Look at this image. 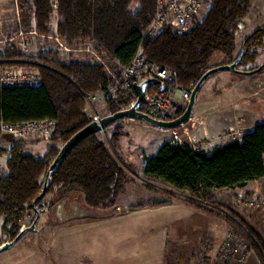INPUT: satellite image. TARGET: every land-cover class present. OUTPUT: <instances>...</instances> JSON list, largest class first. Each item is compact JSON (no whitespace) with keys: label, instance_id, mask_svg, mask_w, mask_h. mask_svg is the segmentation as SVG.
Returning a JSON list of instances; mask_svg holds the SVG:
<instances>
[{"label":"trees","instance_id":"1","mask_svg":"<svg viewBox=\"0 0 264 264\" xmlns=\"http://www.w3.org/2000/svg\"><path fill=\"white\" fill-rule=\"evenodd\" d=\"M156 2L58 0V8L54 10L50 0H31L30 8L41 34L50 33V22L56 11L58 37L68 44L89 43L98 54L116 60L118 66L124 68L138 51L143 32L154 16ZM254 2L210 0L201 22L185 32L165 27L155 38L144 40V51L152 63L170 67L179 88L185 90H192L209 69L234 62L243 47L246 50L237 67L244 71L254 70L258 67L259 49L264 48V27L240 39L235 35L238 23L249 16ZM133 5L136 6L134 10ZM218 53L221 61L215 60ZM12 65L37 67L42 83L15 87H4L0 83V124L56 118L58 126L51 139L62 145L91 122L83 111L88 95L106 91L113 84V77L105 67L94 61H64L50 51L49 55L34 62L26 59L12 44H7L0 51V66ZM135 98L133 89L118 91L107 98V112L120 111ZM182 111V108L178 110V116ZM119 128L115 126L112 130L114 145L125 135ZM62 145L49 144L41 157L26 152L21 142L13 143L8 149L0 147V155H8L6 171L0 175L2 233L9 237L8 240H13L20 232V221L28 209L37 212L47 207L45 198L49 194L58 200L77 192L87 206L105 208L113 205L123 192L127 173L107 143L95 133L82 139L66 154L50 173L47 193L33 205ZM143 173L188 192L190 204L213 211L209 205L217 204L211 201V189L242 186L264 177V122L210 151H195L188 144L166 140L145 159ZM165 203L166 200H161L147 206ZM142 207L145 205L132 209ZM228 221L240 230L239 223L231 218ZM246 237L251 239L249 233ZM190 246L194 250L190 257L196 258L193 264H208L211 236L204 234L196 245ZM258 256L264 264L263 253L259 252Z\"/></svg>","mask_w":264,"mask_h":264},{"label":"crops","instance_id":"2","mask_svg":"<svg viewBox=\"0 0 264 264\" xmlns=\"http://www.w3.org/2000/svg\"><path fill=\"white\" fill-rule=\"evenodd\" d=\"M255 76L257 74L221 71L210 76L203 84L194 113L203 121L199 134L214 138V147L229 141L223 136L227 128L226 115L238 110V102L244 99L245 92L251 90V81ZM241 112L248 115L247 122L242 123L246 132L264 122V117L258 116L257 112ZM148 126L154 128L150 131V140L147 139L154 143L155 150L151 153L154 154L164 141L172 140L166 132H172L173 129H162L151 124ZM146 137L144 135V139ZM136 138L138 140L135 139V144H140L142 137ZM49 144L48 139H29L23 142L25 151L36 157L43 156ZM7 156L3 155L5 162ZM210 192L212 200L225 206L226 199L239 193L263 196L264 177L242 186L211 189ZM83 210L91 214L80 215L59 226H53L50 233H44L42 238L37 234L34 240H24V234L14 245L3 251L4 254L1 253L0 264H170L169 251L172 245L174 255L178 257L184 250L182 246L196 245L204 234L211 236V239L220 236L221 243L229 235L226 225L210 226L208 220L212 211L181 200L114 214L100 213V208L86 204ZM245 264L262 262L251 249Z\"/></svg>","mask_w":264,"mask_h":264},{"label":"rangeland","instance_id":"3","mask_svg":"<svg viewBox=\"0 0 264 264\" xmlns=\"http://www.w3.org/2000/svg\"><path fill=\"white\" fill-rule=\"evenodd\" d=\"M50 1L51 4H58V0ZM30 7L31 0H0V51H2L7 44H12L20 52L21 45L19 40L20 37H22L20 36V34L24 33V37L32 40L30 51L26 54H22L26 57V59H31L32 61L36 62L40 60V57L49 55L51 51L57 53L58 57L64 61H94L95 57L90 52L81 51V45L79 43L74 42L72 44H68L59 37L63 41L62 43L76 50L66 51L64 50V48H61L59 41L56 39L58 37L56 30V11L52 15V20L50 22V33L41 34L40 32H38L36 29L34 13L33 11H31ZM57 8L54 7L53 9L57 10ZM135 8L136 6L133 5L132 10H134ZM208 9L209 5H207L205 10L203 11L202 18L205 16ZM246 22L247 28L241 35L237 36L238 39L255 31L260 27H264V0H255ZM34 30H36L37 32L29 34V32ZM259 51L260 54L256 62L258 66L264 62V48L259 49ZM219 55V53L216 55L215 60L221 61L222 58ZM102 57L106 62V65L110 67L111 71L114 72V74H120L122 68H120L114 60L107 59L104 56ZM30 67L32 69L38 70L37 67ZM256 74L257 76H255V78L251 81V90L248 91L249 93L245 92L246 95L243 96L244 99H240L238 102L237 109L239 111L235 110V112L233 111V114L226 115L228 119L226 122L227 128H225V131H228L231 127H243L242 123H244L245 121L247 122L248 117L247 114L246 117L244 113L241 112L243 110L257 112L258 116L264 117V72H259ZM117 92L118 91L116 89L113 90L114 95ZM180 95L181 91L176 90L175 98L177 100L180 99ZM187 103L188 102L186 101L180 103L179 108H182L184 111ZM85 107H87L89 113L97 112L104 116L109 114V112H107L106 106H98V104L89 105L87 102ZM192 116H195L194 112ZM148 124L150 125V123H147L140 119H122L108 126L107 130L104 133H98L99 137L107 143L108 147L124 167L127 173L123 192L118 195L113 205L105 208H100V210H98L100 211V213H119L126 210H132L133 206H147L153 202L161 200H166L168 203L173 200L188 202L189 199H191L188 192L177 190L171 185L162 182L161 180L152 179L144 175L142 167L145 159L147 158L146 155H153L151 153H153L155 150V146L153 145L154 143H150L148 141L151 138L149 137V134L151 133L150 131H153L154 128L148 126ZM115 126H119L120 131L125 134L119 139L117 145H114L111 139L112 130ZM167 131L168 132H166V135H168V137L172 139L171 130ZM144 135L147 136L145 139ZM136 137H142V141H140V144H135V139L138 140V138ZM48 140H50V144L56 143L59 146L62 145L60 141L53 142L51 137H49ZM15 142L18 141H15L14 138L10 135L0 133V147L8 149ZM4 164H6L5 158L3 157V155H0V175L4 171H6V167L4 166ZM255 197H264V195L256 196L239 193L230 197L229 200L226 199L225 203L227 205L225 206L221 204L219 205L218 202L212 200L211 196V201L213 203L216 202L217 206L209 205L214 210H209L212 211L213 214L209 216L210 220L208 221H210L209 224L211 227L214 225L221 227L223 225H226V232L229 233L226 240L236 239L235 241H239L240 245H246L248 247L249 253L252 249L258 255L259 252H261L264 256V211L256 209H244L242 205L238 204L237 202V200L241 198ZM45 202L47 203V207L40 211V216L36 221V229L27 231L23 238L24 240H34L37 234L42 238L44 233L45 235L50 233L51 227L53 228V226H59L67 220L69 221L80 217V215L84 216L91 214L90 212H86L83 210V198L82 195L77 192L66 195L65 197L58 200H55V197L52 194H49L45 198ZM36 217L37 212L34 209H28L24 218L20 221V231L24 228L29 227L36 219ZM229 218L240 224L241 231L235 229V227H233L232 225H229ZM2 224L3 217L0 216V246L9 241V237L2 233ZM247 233L251 235V239H248L246 237ZM222 243L220 236L212 240L213 249L212 251L210 250L211 252L209 251L208 255H210V258L208 264H212L213 258H215V255L219 250V245H222ZM261 245L263 247H261ZM184 246L189 247L190 249L188 248L189 250H183L182 252H180L178 257L174 255L173 245L170 246V264L194 263L196 258L190 257V253L194 251L193 247L191 248V246L187 244H185ZM214 250H216L215 253ZM1 253L4 254L3 252ZM1 253L0 257L2 255Z\"/></svg>","mask_w":264,"mask_h":264},{"label":"built area","instance_id":"4","mask_svg":"<svg viewBox=\"0 0 264 264\" xmlns=\"http://www.w3.org/2000/svg\"><path fill=\"white\" fill-rule=\"evenodd\" d=\"M57 8V3L51 4ZM210 6V0H157L154 16L143 32L142 42L131 63L122 68L120 74L111 71L106 65L103 57L98 54L89 43L80 44L81 51L90 52L94 57V62L103 65L106 71L113 77V84L106 91L91 93L87 97L89 105L98 104L106 106L108 97H113V90H132L135 83H142L147 79H157L159 83L152 84L147 89L146 102L141 110L157 120H172L178 116L179 104L188 102L191 90L181 89L173 70L170 67L152 63L143 47V42L147 38H155L165 27H171L174 31L185 32L201 22L202 13ZM247 25L245 21H240L235 30V35H241ZM31 31L29 34L36 33ZM20 34L21 53L30 51L32 40ZM61 48L66 51L76 50L56 38ZM116 63L117 61L114 60ZM0 83L4 87L15 86H38L42 83V76L39 70L30 66H0ZM162 87L164 89H162ZM176 90L181 91L180 99L175 98ZM134 104L132 101L128 107ZM91 121L100 122L104 115L92 112L89 113L87 107L83 110ZM139 120L127 118L123 120ZM240 123V122H239ZM203 124L201 117L192 116L185 123L172 130V140L181 144H188L195 151H210L214 147V138L208 135H200L199 128ZM58 126L56 118H43L28 120L23 122H1L0 133L10 135L15 141L25 142L29 139H48L52 136ZM106 129L98 133H104ZM246 131L243 127H231L223 132V136L228 139L241 137ZM244 209H256L264 211V197L241 198L237 200ZM236 239H227L220 245L212 264H245L249 250L246 245H240Z\"/></svg>","mask_w":264,"mask_h":264},{"label":"water","instance_id":"5","mask_svg":"<svg viewBox=\"0 0 264 264\" xmlns=\"http://www.w3.org/2000/svg\"><path fill=\"white\" fill-rule=\"evenodd\" d=\"M246 48L243 47L241 54L239 55L238 59H236L234 62L230 64H223L219 65L216 67H213L209 69L202 77L199 79L197 84L192 88L191 94L189 101L184 109V111L177 116L176 118L172 120H157L150 115L142 112L140 110V107L145 104L146 102V93L147 89L150 85L159 83L157 79H147L144 80L142 83H135L133 86V89L136 94V102L135 104L128 108V109H123L120 111H117L113 114H108L104 116L100 122L97 121H91L87 126L76 132L67 142H65L58 155L56 156L55 160L51 164L47 175L45 176L44 180V186L38 197L35 199L33 205H35L39 200H41L45 194L47 193V188H48V182H49V176L50 173L56 168V166L60 163V161L66 156V154L77 144L79 143L82 139L85 137L98 133L102 129H106L108 126L112 125L113 123L117 122L120 119L123 118H135V119H140L143 120L147 123H150L151 125L162 128V129H172L180 126L182 123H185L192 115L194 111V106L196 103V99L198 96V93L200 89L202 88L203 84L205 81L213 74L218 73L220 71H232L236 73H242V74H256L261 72L264 69V62L261 63L256 69L250 70V71H244L241 69H238V63L240 62L241 58L243 57L245 53ZM162 89H164L162 87ZM40 216V211H37V217L34 220V222L27 228L22 229L18 235L13 239L5 242L0 246V253L9 249L12 245H14L27 231L29 230H35L36 229V221L38 217Z\"/></svg>","mask_w":264,"mask_h":264},{"label":"bare ground","instance_id":"6","mask_svg":"<svg viewBox=\"0 0 264 264\" xmlns=\"http://www.w3.org/2000/svg\"><path fill=\"white\" fill-rule=\"evenodd\" d=\"M211 76H212V75H211ZM207 80H208V79H207ZM207 80H206V81H207ZM148 88H149V87H148ZM133 90H134V89H133ZM96 93H97V92H96ZM198 94H199V93H198ZM136 99H137V98H135V99L133 100V101H134V104H135V102H136ZM134 104H133V105H134ZM133 105H132V106H133ZM143 105H144V104H143ZM143 105H142V106H143ZM132 106H131V107H132ZM142 106L140 107V110H141ZM128 108H130V107L127 106V107H124L123 109H128ZM123 109H121V110H123ZM141 111H142V110H141ZM142 112H143V111H142ZM193 112H194V111H193ZM192 114H193V113H192ZM191 116H192V115H191ZM123 119H127V118H123ZM132 119H135V118H132ZM120 120H122V119H120ZM118 121H119V120H118ZM176 128H177V127H176ZM172 129H175V128H172Z\"/></svg>","mask_w":264,"mask_h":264}]
</instances>
